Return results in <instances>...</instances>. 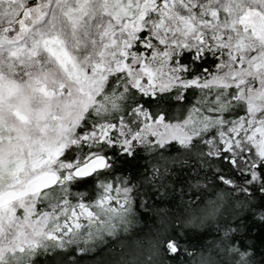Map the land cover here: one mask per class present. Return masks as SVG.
<instances>
[{"label": "snow or ice", "instance_id": "1", "mask_svg": "<svg viewBox=\"0 0 264 264\" xmlns=\"http://www.w3.org/2000/svg\"><path fill=\"white\" fill-rule=\"evenodd\" d=\"M241 214L264 222V0H0V264H264Z\"/></svg>", "mask_w": 264, "mask_h": 264}, {"label": "trees", "instance_id": "2", "mask_svg": "<svg viewBox=\"0 0 264 264\" xmlns=\"http://www.w3.org/2000/svg\"><path fill=\"white\" fill-rule=\"evenodd\" d=\"M140 163L144 165L143 168H141V172L145 173L147 171V156L145 155L143 159H141ZM205 170L209 167L207 163L203 165ZM195 171V169H193ZM126 176L131 175V172H128L125 174ZM180 185H177L175 189L170 188L169 191L171 193V196L168 197V200H175L179 201L181 195L183 194L180 191ZM163 197L156 196L153 198L151 195L140 201V208L138 209V215L140 219V223L137 225V232L136 234H149L154 233L156 229L160 226L159 222L156 217V208L161 206V201L163 200ZM253 202L255 203L260 199L259 195H256L255 197L251 198ZM144 213H147V215H144ZM240 222L244 223L248 226V230L250 232V236L245 237V240L248 244H256L258 248L264 249V245L261 244V241H264V222L257 219L255 216L247 218L245 220L244 214H241ZM178 230L173 227V232H177ZM181 236V239L183 241L184 234L183 232L178 233ZM194 242V241H193ZM113 243H116L115 239L113 240ZM117 247L119 245L117 244ZM210 247V245H209ZM40 264H51L48 256V252L41 251L40 252Z\"/></svg>", "mask_w": 264, "mask_h": 264}]
</instances>
